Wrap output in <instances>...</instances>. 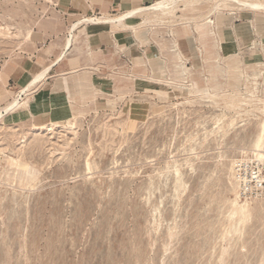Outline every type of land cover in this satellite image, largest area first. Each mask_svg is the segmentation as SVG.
Listing matches in <instances>:
<instances>
[{
  "label": "rangeland",
  "instance_id": "rangeland-1",
  "mask_svg": "<svg viewBox=\"0 0 264 264\" xmlns=\"http://www.w3.org/2000/svg\"><path fill=\"white\" fill-rule=\"evenodd\" d=\"M86 1L0 0V106L156 0ZM218 1L75 29L0 121V264H264V12Z\"/></svg>",
  "mask_w": 264,
  "mask_h": 264
},
{
  "label": "bare ground",
  "instance_id": "bare-ground-1",
  "mask_svg": "<svg viewBox=\"0 0 264 264\" xmlns=\"http://www.w3.org/2000/svg\"><path fill=\"white\" fill-rule=\"evenodd\" d=\"M178 1H181V0H156L155 2H152L149 5L142 6V7L139 6L138 8L132 7V8L125 10L124 12H121V13L115 14V15H109L105 12H102V14H101L102 16L100 18H97V17L94 18L91 16L83 15L76 23H72L71 27L69 28L68 34L65 38L62 50H61L60 54L57 56V58L54 61H52L51 63H49L47 66L43 67L41 69V71L35 73L29 80H27L19 88V90L15 91V93L10 96L9 100H7L3 105L0 106V121L6 115L11 114L12 112L17 110L18 108H20L22 106H26L25 99L22 98V96L24 95L26 97L28 95L29 91L31 90V87H35L38 83H40L44 79L45 75H47V72L53 67V65L63 59V57L65 56V50L69 47V45H71V43L73 41L74 31L80 25L85 26V25H89V24H105L109 27H115L118 25H121L123 27H129L130 25H128V23H126L127 18H129L131 16L138 15V14L140 15L143 13H157V12L167 13L169 11V9L173 6H175V4ZM219 1L217 4H215V6H214L215 9L219 5L221 6L220 2H224L226 0H221L220 2ZM231 1H234V2L239 3L241 5H244V6L248 7L251 11L264 12V0H231ZM208 22H212V21L209 20ZM131 27L134 28L135 26L131 25ZM141 64H143V63H141ZM154 78H155V76H154ZM159 81H160V79H159ZM256 148L258 149V152H260L261 145L259 144V142H257ZM258 155L261 156L262 154L259 153ZM235 202H236V200H235Z\"/></svg>",
  "mask_w": 264,
  "mask_h": 264
},
{
  "label": "crops",
  "instance_id": "crops-1",
  "mask_svg": "<svg viewBox=\"0 0 264 264\" xmlns=\"http://www.w3.org/2000/svg\"><path fill=\"white\" fill-rule=\"evenodd\" d=\"M87 1H88V2H87ZM87 1H86L87 3L85 4V5H86L85 7H86L88 10H90V11L92 10V11L94 12V0H87ZM114 1H117L121 6H124V5H126V4L128 3L129 0H114ZM134 7H137V6H134ZM131 8H132V7H131ZM92 11H91V12H92ZM86 14H88V13H86ZM70 47H71V45H70ZM70 47H69V48H70ZM61 50H62V48H61ZM61 50H60V52H61ZM67 50H69V49H67ZM67 50H66V51H67ZM60 52H59V53H60ZM59 53H58V54H59ZM61 61H62V60H61ZM61 61H59V62H61ZM59 62H58V63H59ZM56 64H57V63H56ZM56 64H55V65H56ZM25 82H26V81H24V83H25ZM24 83H23V84H24ZM23 84H22V85H23ZM10 92H11V91H10ZM7 95H8V93L0 94V96H2V97H5V96H7Z\"/></svg>",
  "mask_w": 264,
  "mask_h": 264
},
{
  "label": "built area",
  "instance_id": "built-area-1",
  "mask_svg": "<svg viewBox=\"0 0 264 264\" xmlns=\"http://www.w3.org/2000/svg\"><path fill=\"white\" fill-rule=\"evenodd\" d=\"M253 175H255V173ZM253 179L255 180V187L263 186V178H261L260 176H253Z\"/></svg>",
  "mask_w": 264,
  "mask_h": 264
}]
</instances>
